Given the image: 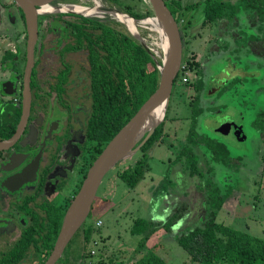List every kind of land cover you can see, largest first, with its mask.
<instances>
[{"label":"flooded vegetation","instance_id":"af4514ba","mask_svg":"<svg viewBox=\"0 0 264 264\" xmlns=\"http://www.w3.org/2000/svg\"><path fill=\"white\" fill-rule=\"evenodd\" d=\"M237 2L234 0L232 11ZM101 3L98 18L69 12L43 14L37 7L30 107L24 115L28 64L25 17L16 0H0V264L48 262L65 213L99 154L97 136L89 128L92 97L87 19L97 21L98 28L120 31L119 21L107 12L117 7L108 0ZM62 5L82 6L80 0L50 3L54 8ZM222 20L214 18L211 23ZM235 25L238 32L239 25ZM230 31L231 36L226 29L223 33L214 27L209 61L218 69L212 81L220 80L223 73L225 98L236 101L238 107H250L254 113L259 104L264 106V36ZM238 37L244 43L243 52L235 59ZM237 114L239 120L244 118L242 112ZM257 115L264 118V108ZM234 125L242 126L244 133L241 123ZM81 228L54 264L78 262Z\"/></svg>","mask_w":264,"mask_h":264},{"label":"rangeland","instance_id":"374dc122","mask_svg":"<svg viewBox=\"0 0 264 264\" xmlns=\"http://www.w3.org/2000/svg\"><path fill=\"white\" fill-rule=\"evenodd\" d=\"M98 1L102 4V0ZM173 1H179L182 8L193 6L191 10L183 12L178 27L188 36L191 30H195L190 40L199 56L192 55L190 47L183 43V61H191L193 58L195 61L197 58L201 63L199 91L195 88L198 81L193 72L188 73L187 78L191 83L189 85H185L182 75H179L177 81L179 80L180 84L176 82L173 87L162 135L147 155L149 170L134 189L127 188L117 173L133 165L139 151L116 165L103 178L96 198L98 197L99 201L107 199L109 203L103 211L105 213L102 212L103 215L98 218L101 224L97 225L94 215L91 218V212L84 222L87 224L90 221L99 229L98 233H93L92 240L87 245L86 253L89 256L85 258L84 264H93L99 259L110 261V264H130L133 256L139 259L150 246L147 243L138 251L142 236L132 235L130 232L136 220L153 224L155 230L148 242H157V246L152 250L167 264H200L191 260L178 245L176 237L201 226L199 209L205 198L224 201L218 211L219 223L251 236L264 238V118L256 116V112L264 106L259 104V108L253 113L250 107H238L236 101L226 99L222 94L224 74L221 73V81L213 83L214 70L217 67L209 61L215 26L217 32L226 29L231 36L230 30L237 32L234 28L238 23L240 34L256 32L264 36V17L249 6H258L260 3L258 0H240L236 3L234 11L225 8V15L221 18L223 25L221 21L214 25L211 21L203 22L201 4L204 0ZM210 1L214 3L220 0ZM80 2L85 7L94 6L92 0ZM140 5L145 9L142 1ZM137 29L142 35V29L138 26ZM119 30L128 33L122 23ZM237 40L239 52L234 55L235 59L243 52L244 44L241 38L238 37ZM148 71H152L151 65L148 66ZM214 101L219 103L217 107ZM226 103H229L230 107L222 106ZM215 110L216 113L220 111L222 114L214 115ZM238 112H242V120H239L241 116H238ZM236 122L244 126L243 141L234 137L233 126ZM193 125V133L199 139L195 147L188 140ZM203 138L227 147L229 157L225 159V163L214 161L211 150L201 142ZM187 148H191L197 156L196 165L200 175L191 178L192 184L201 185L205 192H199L196 188L188 191L187 186L185 187L186 181L182 180L187 179L183 174L189 173L188 159L182 154ZM238 161L242 163L243 169L241 165H236ZM167 167L171 169L167 170ZM98 199H95L94 205ZM101 205L102 202H99V206ZM167 206L171 211H165ZM96 207L99 208L98 205ZM208 209L207 205V212ZM206 216L207 213L205 218ZM74 241L75 239L72 242Z\"/></svg>","mask_w":264,"mask_h":264},{"label":"trees","instance_id":"16d2710c","mask_svg":"<svg viewBox=\"0 0 264 264\" xmlns=\"http://www.w3.org/2000/svg\"><path fill=\"white\" fill-rule=\"evenodd\" d=\"M108 1L117 6L119 11L124 12L135 20L153 16L152 10L141 8V0ZM164 1L178 25L183 12L189 11L193 7L189 5L182 8L179 1ZM233 1L220 0L213 3L210 0H204L201 4L203 22H210L214 18L221 19L225 15V8L233 9ZM258 3H260L258 6H249L264 17V0H258ZM87 22L89 23L87 41L92 97V117L89 122V128L90 132L97 136L100 146L98 153H100L102 146L133 117L142 104L156 90L159 73L152 54L142 47L129 33L124 31L113 32L112 29L98 28L100 24L90 19H87ZM180 31L183 40L182 29ZM158 62H160L159 59ZM150 65L152 71L149 72L148 66ZM188 69L198 77L195 88L199 91L198 83L201 80L202 71L200 64L196 63L193 58L188 62ZM177 78L174 81V85L176 82L180 84ZM189 84H191L190 81L185 83V85ZM163 126L164 122L156 128L151 137L139 149V156L133 165L121 169L117 173V176L127 188L134 189L144 178L145 172L149 170L147 155L154 143L159 141ZM193 130L194 125L190 129V139L188 140L195 147L199 139L196 138ZM201 142L207 149L211 150L214 155V161L225 163V159L229 157L227 147L207 138H203ZM182 154L188 159L189 165L187 169L190 176L198 175L200 177L196 165L197 156L192 152V149L187 148ZM207 199L209 209L201 226L176 237L178 245L189 255L191 260L200 264H264V238L254 237L248 233L218 223L216 215L221 209L223 201ZM98 201L99 199L91 210V218L94 215L95 220H98L105 213L103 211L106 210V205L109 203L107 199H101L99 202H102V205L99 206ZM154 230L153 224L148 221L136 220L134 222L130 231L131 234L142 236L138 243V251L146 246ZM98 232L99 229L94 227L91 222L82 226L79 233L78 262L74 261L73 264H84L85 258L89 256L86 253L87 245L92 240L93 233ZM131 260L130 264H167L153 252L152 248H149L139 259L133 256ZM93 264H110V261L99 259L94 261Z\"/></svg>","mask_w":264,"mask_h":264},{"label":"water","instance_id":"95a60500","mask_svg":"<svg viewBox=\"0 0 264 264\" xmlns=\"http://www.w3.org/2000/svg\"><path fill=\"white\" fill-rule=\"evenodd\" d=\"M57 0H16L17 4L23 11L26 27H27V57L28 64L25 74V104L23 106V114H27L29 104V76L32 63L33 46L37 38V7L50 6L51 2ZM154 18L158 26L162 38V48L160 62L153 55L152 58L159 73L158 85L153 94L142 104L133 117L105 144L104 148L95 158L89 167L86 176L74 196L69 208L67 209L58 237L56 239L54 250L46 264H54L61 255L65 245L81 228L91 212L92 205L95 201L98 188L105 175L116 165L134 155L151 137L156 128L160 126L165 119V115L169 106L181 61L183 58V40L178 24L173 19L170 11L166 7L164 0H148ZM78 6V5H70ZM82 7V6H79ZM85 8V7H83ZM102 12V8H99ZM113 14H118L129 18L134 24L138 21L130 16L119 12L116 9L108 10ZM72 13V12H69ZM77 14V13H75ZM80 15V14H79ZM83 16V15H82ZM86 17V16H84ZM88 18V17H87ZM122 23V22H120ZM123 24V23H122ZM124 25V24H123ZM125 26V25H124ZM126 27V26H125ZM128 33L137 40L142 47L147 50L143 43L138 30L132 33L126 27ZM166 47L164 48V44ZM165 105L162 120L152 129L145 130L144 123L146 118L157 108ZM234 127V137L238 141L245 140L242 126Z\"/></svg>","mask_w":264,"mask_h":264},{"label":"bare ground","instance_id":"6f19581e","mask_svg":"<svg viewBox=\"0 0 264 264\" xmlns=\"http://www.w3.org/2000/svg\"><path fill=\"white\" fill-rule=\"evenodd\" d=\"M94 3L93 7H79V6H59L57 8H54L52 6H44L39 10V13H54V12H72L77 13L83 16H86L88 18H98L100 17L99 8L101 7V4L98 0H92ZM109 2V1H108ZM110 3V2H109ZM117 7V6H116ZM111 18L116 19L119 22H122L132 33H136V24L133 23L129 18L123 17L118 14H113ZM166 47V43L164 44V48ZM165 110V105L160 106L156 110H154L145 120L144 128L145 130L152 129L155 127L163 118Z\"/></svg>","mask_w":264,"mask_h":264},{"label":"built area","instance_id":"2783aa9c","mask_svg":"<svg viewBox=\"0 0 264 264\" xmlns=\"http://www.w3.org/2000/svg\"><path fill=\"white\" fill-rule=\"evenodd\" d=\"M142 1V5L144 6V8H149L151 10L150 4L148 0H141ZM139 29H142V35H139L142 39V41L144 43H148L146 45L147 50L156 58L160 59V55H161V48H162V38L160 35V32L158 30V26L156 23V19L153 16H147L144 17L140 20L137 21L136 24ZM136 26V29H137ZM138 30V29H137ZM151 47H154L155 49H152ZM160 52V53H159ZM188 62L189 61H181V65H180V69H179V73L178 75H182V82L186 83L189 79L188 77V73H189V69H188ZM101 224L100 220H97V225ZM93 250L91 251V253L93 254Z\"/></svg>","mask_w":264,"mask_h":264},{"label":"crops","instance_id":"0c3cea01","mask_svg":"<svg viewBox=\"0 0 264 264\" xmlns=\"http://www.w3.org/2000/svg\"><path fill=\"white\" fill-rule=\"evenodd\" d=\"M195 32V30H191L190 32H189V36H188V34L186 35L185 34V32H183V35H184V37H183V43L185 44L186 43V47H190V49H189V51H190V53L192 54V55H195V57L197 56H199L198 54V52H197V50L194 48V45L192 44L193 42L190 40L191 39V37L190 36H192L193 35V33ZM190 43V44H189ZM187 50V49H186ZM195 62L196 63H199L200 64V68H201V70H202V65H201V63L200 62H198V59L196 58L195 59ZM202 72V71H201ZM198 78V77H197ZM171 165V162H169V165L168 166H170ZM236 165H241V169H243V165H242V163L240 162V161H238V163L236 164ZM172 168H173V166H172ZM169 169H171V167H167V170H169ZM183 174V173H182ZM184 176H186L187 177V179H182L183 181H186V185H185V187L187 186V188H188V191H190V189L191 188H196V190H198L199 192H205L202 188H201V185H199V186H197V185H195V183L194 184H192V181H191V178L193 177V176H190V174L189 173H186L185 172V174H183ZM182 175V176H183ZM182 180H181V186L183 187V182H182ZM190 180V181H189ZM173 184H174V182H173ZM164 187V186H163ZM262 187H264V182H263V185H262ZM186 192V191H185ZM205 201H203L202 202V204H201V207H200V209H199V218L201 219V222H200V225L204 222V218H205V215H206V213H207V205H208V203H207V201H208V199L207 198H205L204 199ZM224 202V201H223ZM162 204L164 203V202H161ZM252 204H253V202H252ZM175 206V205H174ZM162 208H163V205H162ZM173 208V207H172ZM209 208V207H208ZM171 208L169 207V206H167L166 208H165V211L167 212V211H171L170 210ZM163 212H164V209H163ZM217 218H218V212H217V215H216V221H217ZM218 222V221H217ZM219 223V222H218ZM155 241H152V242H147L148 243V245L150 246L149 248H152V249H154L156 246H157V242H155Z\"/></svg>","mask_w":264,"mask_h":264}]
</instances>
